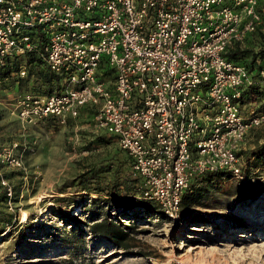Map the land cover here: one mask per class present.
Here are the masks:
<instances>
[{"label":"built area","instance_id":"built-area-1","mask_svg":"<svg viewBox=\"0 0 264 264\" xmlns=\"http://www.w3.org/2000/svg\"><path fill=\"white\" fill-rule=\"evenodd\" d=\"M261 2L0 0V67L38 52L62 77L60 91L14 97L13 114L65 125L93 106L95 127L130 156L142 195L178 219L193 179L219 170L244 179L238 152L264 111L243 112L250 71L226 53L261 26ZM28 73L22 65L19 75ZM6 168L25 170L18 142L0 146V182L12 204Z\"/></svg>","mask_w":264,"mask_h":264},{"label":"rangeland","instance_id":"rangeland-1","mask_svg":"<svg viewBox=\"0 0 264 264\" xmlns=\"http://www.w3.org/2000/svg\"><path fill=\"white\" fill-rule=\"evenodd\" d=\"M20 94L13 78L0 80V146L18 142L25 165V170L5 169L19 196L0 204V211L13 213L18 222L0 235V264H264V193L236 204L229 195L236 181L223 180L215 199L178 219L93 203L105 195L79 191L75 180L91 166L116 161L117 142H96L106 133L84 113L65 125L49 119L24 123L13 114V99ZM262 100L252 96L243 112L263 110ZM263 144L264 123L250 131L245 147ZM250 162L264 175V168ZM122 167L131 171L125 162ZM107 216L128 227L133 248L90 233L88 223Z\"/></svg>","mask_w":264,"mask_h":264},{"label":"trees","instance_id":"trees-1","mask_svg":"<svg viewBox=\"0 0 264 264\" xmlns=\"http://www.w3.org/2000/svg\"><path fill=\"white\" fill-rule=\"evenodd\" d=\"M259 11L263 17L261 26H259L255 32L248 34L243 43L236 42L230 46L226 56L230 60L245 64L250 71L251 81L242 88L240 103H247L251 100V97L254 96L257 99H263L262 108H264V73H262V71L264 72V33H262V25L264 23V0L260 3ZM45 40L46 39L43 37L40 43L42 44ZM22 65H26L29 68V73L25 77L19 75V70ZM101 67L104 69L107 79L114 78L113 69L105 62L102 63ZM8 78H13L17 89H21V93L33 91L35 93L48 95L62 89L60 84L62 77L54 74L50 70L38 52H31L18 56L7 65L0 67V80ZM260 111H264V109ZM81 113L93 119L96 110L93 106H88L83 108ZM104 133L106 134L97 136L96 142H108L107 138L117 142L114 135L105 131ZM122 153L125 155L123 160L118 157ZM238 155L242 157L244 179H237L231 172L226 170L208 172L199 178L193 179L182 197L179 215L182 214L183 217H187L191 208L208 205L219 195V191L216 190V187H218V183L223 180L236 181L235 185H233L232 193L229 194L235 197L233 202L236 204L256 199L264 193V175L250 168V160H252V162L254 161L253 163L256 167L260 165L261 168H264V144L249 150L245 147L244 143ZM114 156L116 161L111 160L106 163H101L98 166H91L86 171L80 173L75 180L74 186L77 187L79 191L83 190L87 192L86 194L88 195L93 192L105 195V197L98 196L93 203L105 201L107 204H112L116 209L132 214L140 210L150 213H158L160 211L162 215L168 218L157 202L146 199L142 195L141 190H139L140 178L133 171L131 167V158L127 152L119 147V151L115 153ZM123 162L128 164L131 171H123ZM11 174L5 171L6 178L10 179L9 176H11ZM0 185L2 187L0 191V204H4L7 203L10 198L1 182ZM18 196L19 190L14 187L13 200H17ZM71 198L72 197H70L67 203L68 205H72L74 202V199ZM58 200L66 201L68 199L61 197ZM123 216L131 215H129V213H124ZM0 221V224L2 223L3 225L0 227V235L7 230L6 227L15 226L18 222V220H15L13 213L6 211H0ZM88 227L91 234L104 237L120 248L130 249L134 247L131 232L121 219L118 220L112 216H107L88 223ZM129 228L131 229L134 227ZM145 254L146 253H144V255ZM150 254L151 253H147V255Z\"/></svg>","mask_w":264,"mask_h":264}]
</instances>
